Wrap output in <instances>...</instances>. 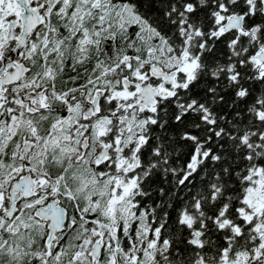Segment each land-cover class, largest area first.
I'll use <instances>...</instances> for the list:
<instances>
[{
    "label": "snow or ice",
    "instance_id": "obj_1",
    "mask_svg": "<svg viewBox=\"0 0 264 264\" xmlns=\"http://www.w3.org/2000/svg\"><path fill=\"white\" fill-rule=\"evenodd\" d=\"M0 264H264V0H0Z\"/></svg>",
    "mask_w": 264,
    "mask_h": 264
}]
</instances>
